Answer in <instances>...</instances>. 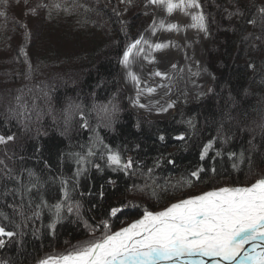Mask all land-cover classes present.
<instances>
[{
	"label": "trees",
	"instance_id": "16d2710c",
	"mask_svg": "<svg viewBox=\"0 0 264 264\" xmlns=\"http://www.w3.org/2000/svg\"><path fill=\"white\" fill-rule=\"evenodd\" d=\"M41 1L0 0V12L5 13L0 16V134L14 133L16 137L0 145V160L4 161L0 176L5 165L14 173L30 168L46 181L44 198L55 203L62 196L60 184L58 179L53 183L49 177L62 176L71 186L77 167L67 157L61 162V153L69 150L86 153L91 144L89 137L97 133L104 144L119 150L125 160L131 157L138 163L134 175L113 171L104 166L97 149V155L91 159L101 169L89 166L72 192L73 200L81 204L82 219L65 214L54 230L48 227L52 216L47 209L40 218L28 221L19 229L0 216V225L6 230L22 233L8 239L0 248V264H34L37 257L61 254L60 247L78 243L85 237L84 230L90 229L85 226V220L91 225L108 220L115 231L142 216L144 209H160L180 197L223 184L248 185L264 176V129L261 128L264 125V23L261 22L264 18L257 11L264 7V0H203L210 39L205 63L212 80L202 98L187 104L177 101L171 117L158 121L134 114L126 104L119 82L118 62L125 45L148 24L147 15L140 11V5L147 0ZM56 2L71 13L49 7ZM115 6L125 9L124 13H119V8L114 10ZM26 9L34 16L35 23L26 22L23 14ZM237 9L243 15L229 17ZM253 18L257 23L248 24ZM250 63L255 67L250 69ZM29 65L31 74L27 78ZM41 90L48 93V99L43 98ZM17 95H22L21 103L29 107L34 96L41 97L36 103L45 114L31 125L30 131L15 119H5L7 109L16 105ZM69 103L81 104L86 114L93 104L110 108L114 105L116 112L111 126H105L103 113L98 116L92 112L88 129L80 128L76 116L71 130L62 135L61 113ZM53 116L57 118L55 123ZM188 121L192 122L191 126ZM160 135L165 137L163 142L158 139ZM181 135L183 140L176 139ZM210 140L213 145L201 159ZM158 158L160 166L152 174L159 186L154 197L151 189L141 192L134 185H144L142 173ZM45 161L50 168L44 167ZM200 169V180H193L190 187H173ZM5 186L10 189L15 184L0 179V212L11 218L13 213L8 204L13 203L14 197L3 194ZM125 205L116 216H110L111 208Z\"/></svg>",
	"mask_w": 264,
	"mask_h": 264
},
{
	"label": "snow or ice",
	"instance_id": "6c2138e0",
	"mask_svg": "<svg viewBox=\"0 0 264 264\" xmlns=\"http://www.w3.org/2000/svg\"><path fill=\"white\" fill-rule=\"evenodd\" d=\"M149 3L165 7L169 14L175 9H199L201 7L198 0H178V2L149 0ZM80 6L83 7V5ZM49 7H54L57 10L62 9L65 12L69 11L67 7L58 2ZM257 11L264 18V7ZM232 15H243V13L237 9L236 13H229V17ZM0 16H5V13L0 12ZM191 19L193 28L207 32L205 16L202 12L192 15ZM261 22L264 23V19ZM247 23L255 25L257 21L253 18L249 19ZM176 28L175 24L168 25L169 31ZM256 38L260 39V37ZM140 42V40L135 41L124 51L123 62L125 64L129 60L132 48H135ZM162 47L164 45H155L156 49ZM248 67L251 69L255 65L250 63ZM30 74L31 65L28 67L26 77L30 78ZM133 78L135 79V77ZM19 91L23 93V89ZM31 91L32 89H29V92ZM41 91L43 92V90ZM40 98L34 96L33 103L29 107L27 103H21L23 96L17 95L15 97L16 105L7 109L5 119L7 121L15 119L19 125L30 131L31 125L38 123L45 114L36 103ZM43 98H49L47 92H43ZM92 112H96L98 116L103 113V118L107 121L105 126L110 127L116 108L114 105L110 108L109 105L93 104L86 114L81 104L69 103L61 113L62 135H67L71 130L76 116H79L80 128L88 129L90 127L89 117ZM47 114H51V109ZM56 119L53 116L54 123ZM188 123L190 126L192 125L191 121ZM261 128L264 129V125H261ZM92 131L96 132V129L93 128ZM36 132L39 135L40 129L37 128ZM15 138L14 133L7 136L0 134V145L12 142ZM158 139L163 142L165 137L160 135ZM176 139L183 140L184 136H178ZM89 140L91 144L86 153L71 150L61 153V162L67 157L73 160L77 167L71 186L69 180L62 176L49 177L53 183L58 179L60 184L62 196L55 203H49L44 198L43 190L46 181L35 171L26 168L20 173H14L13 169L5 165L0 179L13 181L15 184L10 189L5 186L3 193L5 196L12 194L14 197L13 203L8 204V207L12 209L13 216L10 218L2 212H0V216L12 224L15 229L26 226L27 222L34 218H40L44 209L51 213L52 220L48 227L53 230L56 224L65 218V214L76 215L82 219L80 216L81 204L79 201L73 200L72 192L76 189L79 176L87 171L89 166L95 167L97 170L101 169V165L91 159L97 155V149L99 150V159L104 161L105 167L113 171H122L125 175L135 174L137 161L131 157L125 160L119 150H114L104 144L98 133L95 136H90ZM212 145L213 141L210 140L204 146L201 159H204ZM69 147L71 148V144ZM83 147L81 145V148ZM241 157H243V153ZM168 162L174 163L172 160ZM0 165H4L3 160H0ZM159 166L160 158L147 169L146 173H142L145 177L144 185H134V188L141 192L151 189V195L157 196L159 186L156 185L152 174ZM44 167L50 168V165L45 161ZM200 171L202 169L192 171L189 178H182L173 187H190L193 180H200ZM25 173L26 180L24 179ZM109 182L115 183L114 181ZM101 196H103L102 192ZM126 206L111 208L110 216H116ZM84 224L92 231L102 230V236L82 242L67 254L42 259L39 264H264V178L258 179L248 187H221L200 195L180 199L161 211L144 209L141 218L118 231L111 230L108 220H101L98 225H91L85 220ZM18 234L22 235L15 230H6L5 226L0 225V248L4 247L5 237L11 239Z\"/></svg>",
	"mask_w": 264,
	"mask_h": 264
},
{
	"label": "rangeland",
	"instance_id": "374dc122",
	"mask_svg": "<svg viewBox=\"0 0 264 264\" xmlns=\"http://www.w3.org/2000/svg\"><path fill=\"white\" fill-rule=\"evenodd\" d=\"M31 2L33 3V6H35V2ZM42 2L43 0L41 3ZM174 2H178V0H174ZM148 3L149 0L140 5V11L148 17V24L139 31L133 40L125 45L124 51L148 32L151 33V36L154 35L152 38L154 39L156 37V33L159 32L160 29L163 31L160 37L161 40L143 44L141 50L136 56L138 57V60L140 59V62H137V68L136 65L132 68V60L124 67V74H122L120 70V64L123 62V51L118 62L119 82L125 92V100L129 109L134 114L144 116L150 121H158L166 120L171 117L174 113L177 101L187 104L191 101H198L205 95L212 80V74L205 63V52L209 49L210 39L208 32L192 27V15L200 12L204 14L205 24H207V14L205 13L206 9L204 7L203 0H198V3L201 5L199 9H175L171 14L167 12L165 7L157 6V9L159 10V22L157 26L159 29L156 30V33L154 30L149 31L151 28L150 26L152 24H156V22L154 21L155 15L153 11L146 8ZM217 4L214 2V5L218 6ZM119 5L120 7L124 6L121 2H119ZM124 7L126 9V6ZM118 8L119 6L113 7L114 10ZM118 10L119 13H124L122 8H119ZM69 13H71V10ZM23 14L28 20L26 21L27 23H35L34 16L28 13L27 9L23 11ZM163 15L165 17L160 20V16ZM161 24H163V26H161ZM170 24L177 25V28L169 31L168 25ZM48 29L49 28H47V30ZM52 29L55 30L54 27H52ZM55 44H57V46L59 45L58 43ZM156 44L164 45V47L156 49ZM57 46L55 48H57ZM157 73H160V75H157ZM133 77H135V79ZM260 178H264V176L258 177L248 185L240 186H251ZM221 187L239 186L223 184L222 186L206 191L215 190ZM204 192L197 193L196 195H200ZM188 197H180L168 202L164 207L153 211H161L170 204ZM139 218H141V216L132 219L123 226L117 227L115 231L128 226L130 223ZM84 233H86L85 237L78 243L67 244L60 247L61 250L59 251H61V254L53 256L49 253L48 255H44L42 258L37 257L34 264H39L40 260L48 257H58L62 254H67L72 251L75 246L81 244L82 242L86 240H94L103 234L102 230L100 231L99 229H96L95 231L86 229L84 230ZM8 239L9 238L5 237L4 243Z\"/></svg>",
	"mask_w": 264,
	"mask_h": 264
},
{
	"label": "bare ground",
	"instance_id": "6f19581e",
	"mask_svg": "<svg viewBox=\"0 0 264 264\" xmlns=\"http://www.w3.org/2000/svg\"><path fill=\"white\" fill-rule=\"evenodd\" d=\"M146 8L148 9V10H151V11H153V13H154V15H155V22H156V24H152L150 27V29H149V31H151V30H154V32L156 33V30L157 29H159L158 28V26H157V24H158V22H159V10L157 9L158 7H157V5H155V4H151V3H148L147 5H146ZM165 15V14H164ZM160 16V20H162L165 16ZM173 19V18H172ZM165 20V19H164ZM154 22V23H155ZM163 31H161L160 29H159V32H157L156 33V37L154 38V39H152L153 38V36H151V33L150 32H148L147 34L145 33L139 40L141 41L140 42V44H138L135 48H132V50H131V52H130V54H129V60H128V62H127V64H129L132 60H133V62H131L132 63V68H133V66H135L136 65V68H137V62H140V59L138 60V57H136L137 56V53L141 50V48H142V46H143V44H145V43H150L151 41H159V40H161V33H162ZM135 43V42H134ZM127 64H125L124 62H121V64H120V70H121V72H122V74H124V67L127 65ZM128 86V85H127ZM128 88H129V86H128ZM130 89V88H129ZM239 187H241V186H239ZM248 187V186H247Z\"/></svg>",
	"mask_w": 264,
	"mask_h": 264
},
{
	"label": "water",
	"instance_id": "95a60500",
	"mask_svg": "<svg viewBox=\"0 0 264 264\" xmlns=\"http://www.w3.org/2000/svg\"><path fill=\"white\" fill-rule=\"evenodd\" d=\"M211 191V190H210ZM247 247V246H246ZM207 260V259H206Z\"/></svg>",
	"mask_w": 264,
	"mask_h": 264
}]
</instances>
